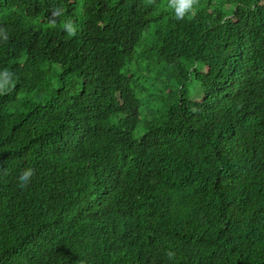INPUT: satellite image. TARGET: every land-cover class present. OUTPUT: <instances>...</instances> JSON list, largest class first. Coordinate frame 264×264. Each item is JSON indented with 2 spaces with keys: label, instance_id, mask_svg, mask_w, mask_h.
Listing matches in <instances>:
<instances>
[{
  "label": "trees",
  "instance_id": "1",
  "mask_svg": "<svg viewBox=\"0 0 264 264\" xmlns=\"http://www.w3.org/2000/svg\"><path fill=\"white\" fill-rule=\"evenodd\" d=\"M5 69L0 264H264V0H0Z\"/></svg>",
  "mask_w": 264,
  "mask_h": 264
},
{
  "label": "clouds",
  "instance_id": "2",
  "mask_svg": "<svg viewBox=\"0 0 264 264\" xmlns=\"http://www.w3.org/2000/svg\"><path fill=\"white\" fill-rule=\"evenodd\" d=\"M168 4L169 7L174 10L175 18L177 20H183L185 18L190 19L196 15L198 0H168ZM62 14V9H56L53 11V17ZM50 25L51 27H55L56 21L53 19L50 22ZM61 27L68 37H75L78 33L77 25L72 19H66L62 23ZM15 83L16 80L14 79V73L8 71L7 69L0 72V95L10 94L15 87ZM34 174V169L32 168L22 170L18 177V186L22 189L26 188ZM173 255L174 254L172 252H169V259H171Z\"/></svg>",
  "mask_w": 264,
  "mask_h": 264
},
{
  "label": "rangeland",
  "instance_id": "3",
  "mask_svg": "<svg viewBox=\"0 0 264 264\" xmlns=\"http://www.w3.org/2000/svg\"><path fill=\"white\" fill-rule=\"evenodd\" d=\"M187 90H188L189 96L192 99L199 100V98L201 97V89H200L198 83H196L194 81L193 82H190L188 84V89Z\"/></svg>",
  "mask_w": 264,
  "mask_h": 264
}]
</instances>
